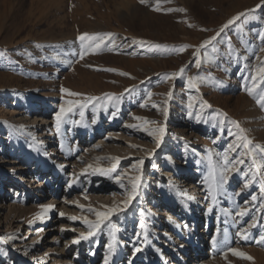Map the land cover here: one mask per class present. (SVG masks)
Masks as SVG:
<instances>
[{
	"label": "rangeland",
	"instance_id": "obj_1",
	"mask_svg": "<svg viewBox=\"0 0 264 264\" xmlns=\"http://www.w3.org/2000/svg\"><path fill=\"white\" fill-rule=\"evenodd\" d=\"M241 13L246 15L220 31ZM88 28L91 35L112 33L113 37L83 59L79 39L78 46L64 43L63 47H30L44 39L55 41L72 34L78 38ZM218 32L216 40L200 47ZM133 40L163 47L150 52L145 46L136 51ZM124 42L133 46L127 48L132 52L126 55L132 64L120 62ZM197 49L199 69L193 55ZM261 49L262 0H0V196L11 187L17 191L11 196L19 198L16 212L7 213L11 220L0 224V237H16L7 244L0 242V264L45 262L44 249L36 239L40 236L37 229L48 218H59L68 233L63 247L68 259L76 254L79 259L91 258L99 264H104L105 257L109 264H170L178 258L180 262L184 256H179L177 242L191 243L195 248V234L207 225L200 264H264V243L258 242L264 233V209L259 207L264 203V101L257 103L264 83L252 95L246 90L252 87L251 76L264 65ZM182 68V75L169 78ZM189 77H196V88L188 87ZM62 88L81 95H69ZM42 93L56 97H41ZM106 94H115L119 102L106 100ZM89 96L99 100L83 109L73 108L57 127L52 118L54 103L68 107L70 101L83 102ZM45 107L51 109L45 114L47 121H23L25 115H43ZM113 112L117 114L113 116ZM129 124L138 127L129 128ZM161 126L166 134L157 147L147 130ZM239 135L251 144L249 149L241 146L233 152L229 145H242ZM90 147L96 149L90 151ZM129 150L134 153L123 155ZM226 152L230 160L240 158L245 162L237 165L240 171L232 173L213 204L211 175L219 176ZM145 154L144 164L135 169L133 165ZM111 157L120 158L116 173L93 172L97 167L110 168L114 163ZM19 159L25 168L43 173L47 181L38 186L33 179L20 190V184L29 177L22 174L23 179H14L17 170L12 162ZM88 165L92 168L84 172ZM244 171L249 172L248 177ZM253 173L255 181L241 192ZM117 174H122L121 180L129 190V181L142 176L138 197L125 212L105 221L95 236L73 244L89 229L82 219L72 221L68 217L87 216L95 221L88 207L106 212L122 206L127 199L128 193L117 185ZM73 178L77 183L69 188ZM102 185L117 188L113 190L115 201L110 198V188L97 192ZM190 185L197 194L192 193ZM49 186H59L61 193L66 192V201L72 204L69 209L76 214L59 216L62 211L48 202ZM238 192L240 195H236ZM40 193H44V199L37 197ZM100 195H106L109 201H103ZM253 195L256 201L251 200ZM189 196L194 199L189 200ZM78 204L85 208L80 209ZM168 204L174 214L181 211L186 215L183 224L164 220L163 209L172 211ZM48 205L55 207L44 212L42 206ZM209 207L212 212L207 211ZM241 207L249 209L244 217L236 215ZM5 211L3 207V215ZM254 217L255 226L249 227ZM241 229L247 230L248 239L238 235ZM110 243L114 244L111 254L107 247ZM137 247L139 252L135 251ZM194 248L187 251L189 257L200 253ZM230 249L245 255H235Z\"/></svg>",
	"mask_w": 264,
	"mask_h": 264
},
{
	"label": "snow or ice",
	"instance_id": "obj_2",
	"mask_svg": "<svg viewBox=\"0 0 264 264\" xmlns=\"http://www.w3.org/2000/svg\"><path fill=\"white\" fill-rule=\"evenodd\" d=\"M141 2L143 3L144 0H141ZM262 2H264V0H262ZM257 7H260V5H257ZM252 11V10H249ZM246 15V13H241L238 14L237 17H234L233 19L229 20L227 22V24H225L222 28H221V32L224 30V28H227L228 25L234 23L235 20H238L240 18V16ZM220 33L218 32L216 34V36L211 37L209 40L204 41L200 47L204 48L206 45L211 44L212 41L216 40L217 36H219ZM113 34L112 33H105V34H96V35H89L87 33L81 34L78 39L83 43V50L80 53V58L83 59L85 55H87L89 52H95L97 49H100L102 45H105V40L106 39H112ZM115 43V41L113 40V44ZM133 44H139L141 47H147L148 51H155V50H159L161 49L163 46L159 45V44H151L148 43L146 44L145 41L143 40H133L132 41ZM111 50V49H110ZM184 50V48L182 47L180 49V51L182 52ZM261 51H264V49H261ZM198 52L199 49H197L196 52L193 53L194 56H196L197 58L195 59V66L199 69L201 66V61L198 57ZM185 69L182 68L179 70V72L177 73H173L171 74V76L169 78H175L176 76L182 75L184 73ZM123 74V73H122ZM251 81L252 83V87L247 88V92L249 95L253 94L254 89H256L259 84L264 83V65H262L261 67H259L255 74H253L251 76ZM196 80V77H189L188 78V87L189 88H196L197 85L194 83V81ZM62 92H68L67 89H61ZM129 91V90H126ZM69 95L72 96H79L81 94L79 93H74V92H68ZM149 97L151 96V93L148 94ZM169 98H171L172 96V92L168 93ZM106 100L108 101H115L116 103L119 102V97H117L115 94H106L105 96ZM99 100L98 97H86L84 99L83 102L80 101H70L69 102V106L67 108L65 107H61L59 112L56 114V122H57V127H59L60 123L62 122V119L64 117V115L66 113L72 112L73 108L75 107H80L81 109H83L84 107H86L88 104L92 103L93 101H97ZM261 101H264V87H262L260 89V98L257 100V103H261ZM205 104H207V102H204ZM144 104H141V107H144ZM190 108L192 107L191 104L188 105ZM210 107V105H208ZM262 107H264V104L261 105ZM155 107V105H154ZM117 113L113 112L112 115L115 116ZM165 115H167V110L165 109ZM80 116L83 117L84 116V112L81 111L80 112ZM136 119H140V118H136ZM95 122V121H93ZM75 123H79V121H75ZM155 123V122H152ZM236 123V127L239 128V124L238 122H234ZM127 127L129 128H136L138 127L137 125L134 124H129L127 125ZM144 130V129H142ZM241 132H243V130H241ZM147 134L149 136H152L157 143V147H159V144L162 140V138L164 137V135L166 134V129L164 126H161L159 128L156 129H152V130H147ZM238 140L242 141V145L241 144H235V145H229V149L231 151H236L237 148L239 147H243L244 149H249V145L251 144V141L247 139V137L243 136V135H239L237 136ZM245 153H241V155H244ZM250 154V153H248ZM110 159H112L114 161V163H112L110 168H93V172H99L101 174L104 175H108L111 173H116L117 172V166L120 162V158L119 157H111ZM223 164L220 167V172H219V176L217 177L215 174L211 175V179H212V183L209 185V192L212 195V201L213 204L216 201V193L219 191H222L224 189V186L227 185L229 183V180L231 178L232 173L234 172H238L240 171L239 168H237V165H241L244 164V160L240 159V158H235L233 160H230L228 157L227 152L223 155ZM144 164V160L140 159L137 161L136 165H133V167L137 170H139V166H142ZM155 167V165H154ZM88 168H92V165H88L87 168L84 169V172H87ZM83 174V173H81ZM121 175L122 174H117L115 177L116 182L120 185L121 189H124L128 195H127V199L125 201L122 202V206H114L109 208L106 212H101V211H96L94 208L92 207H88L87 211L90 213H94L96 216V220H90L88 219L87 216L80 218L77 216H70L68 217V219L72 220V221H77L78 219H82V223L87 226V228L89 229V231H87L86 233H80L79 238L78 239H74L72 241L73 244H79L82 240L83 241H88L90 237L95 236L96 232L99 231L102 227V225H104L105 221L110 220V218L114 215V214H118V213H122L125 212L131 202L136 199L139 195V189L141 187L142 184V176L137 175L134 178H132L129 183L131 184V188L130 190L126 188V185L122 182L121 180ZM243 175L245 177L249 176V172L248 171H244ZM256 176L253 173L251 179H249L246 183L243 184V187L241 188V192H243L245 189H248L249 186L253 183V181H255ZM77 183V179L73 178L69 184L68 187L71 188L73 184ZM236 195H240V193H236ZM261 195L264 196V181L261 182ZM189 200H193V197H188ZM252 201H256L257 200V196L253 195L251 197ZM44 212H49L50 210H52L55 206L54 205H48V206H42ZM77 207H79L80 209H84L85 205L82 204H78ZM260 209H264V203L260 204ZM212 207H209L207 209L208 212H212ZM141 214H143V209L140 210ZM249 212V209L247 207H241L239 208V210L236 212V215L239 217H244L245 215H247ZM59 216L64 217L65 213L60 212ZM143 227V225H141ZM255 226V217L253 218V224L249 225V227H253ZM73 231H75V229H72ZM109 234H112V230H110ZM238 235H240L243 239H248L249 238V234L247 232L246 229H241L238 232ZM16 239V237L13 236H9L7 238L5 237H0V242H3L5 244H7L10 240H14ZM145 239L147 240V233H145ZM260 243H264V233H261L260 235V239L259 241ZM213 243H215V237H213ZM108 250H109V254H111L114 251V244L110 243L108 244ZM141 249L140 248H135L136 252H139ZM230 251L233 252V254L235 255H239L241 257H243L245 254L242 252H237L236 249H230ZM248 259H251V257H247ZM104 264H109L108 259H105Z\"/></svg>",
	"mask_w": 264,
	"mask_h": 264
},
{
	"label": "bare ground",
	"instance_id": "obj_3",
	"mask_svg": "<svg viewBox=\"0 0 264 264\" xmlns=\"http://www.w3.org/2000/svg\"><path fill=\"white\" fill-rule=\"evenodd\" d=\"M83 33H87L89 35L92 34L91 29H89V28L88 29H84L83 30ZM44 41H45V39H44ZM44 41H42L40 43H37L35 45H31L30 47L31 48H34V47H47V48L49 47V48H51V46H53V45H60V47H63V44L64 43H66L68 45H72V46H78L79 45L78 38L76 37V35H73V34L70 35V36H68L67 38L56 39L55 41H53V40L52 41H45V42ZM134 45H136V49H135L136 51H140V50L143 49L139 44H134ZM132 47L133 46L129 45L127 42H124L123 45H122V47L120 48V50H122V53H121V56H120L121 57L120 58V62L121 63H124V65H126V64H132V61L128 60V58L126 57V55L128 53L132 52V51L128 50L127 48H132ZM125 49H127L128 51H126ZM123 50H125V51H123ZM124 68H125V66H124ZM40 96L41 97H49V98L56 97L54 95H49V94H46V93H42V94H40ZM61 107L67 108V105L66 104L56 105L55 103L53 104V109H55V112L52 113L53 120L56 121V119H55L56 114L59 112V110H60ZM49 111H51V109L45 107L43 109V115L37 116L35 114V116L33 118L32 117L28 118V115H25L22 119H23L24 122H28L29 124H35L37 122L38 118H39L38 121H41L42 122V121H45L46 120L45 114L47 112H49ZM51 138H53L52 135L50 136L49 139H51ZM50 143H53V142H50ZM92 148H93V146H92ZM92 148L90 147L89 150L90 151H92V150L94 151L96 149V148L95 149H92ZM52 150L54 151V148ZM131 150H129L127 152L125 151V153L123 155H130L131 153H134ZM122 153H123V151H122ZM135 153H137V152H135ZM145 157H146V154L144 156H142V159L144 160V162H145ZM12 163H15V165H13L12 168H14V170H17V172H14V179H18V180L23 179V177H21L22 174H24V177H29V179H27V180H24V181L22 180L23 182L19 186V189L20 190L21 189H24L25 186L31 184L33 179H34V182L38 186H40V183H42L43 180L47 181L46 176L43 175V173L38 175V174H36V172L33 171V169H27V168H25L21 164L20 159L18 161L13 160ZM87 179H89V178L87 177ZM2 182H4L3 181V178H2ZM14 182H16L15 184L17 185L18 182L16 180H14ZM177 182H179V181H177ZM187 184H191V183L190 182H187ZM117 185H119V184L117 183ZM107 188H110L111 189L109 195L111 196L110 197L111 200H113L116 197V195H117L113 190H116L117 188H113V187L107 186V185H102L101 187L97 188L96 190H97V192L102 193ZM189 188L190 189L191 188L193 189V186L190 185ZM49 189L50 190L47 191L48 197H50V199L48 201L49 203L55 204L57 206V208L60 211H62L63 213L72 212V213L76 214V211L74 212L72 209H69V208H71L70 206L72 204H71V202H67L66 201V197L67 196H66V192L64 190H63V193H61L62 190H61V188H59V186H54V187L49 186ZM118 189H120V188L118 187ZM183 191H186V190H183ZM16 192L17 191H15V189H11V187H9L7 189L6 194L4 193L2 196H0V224L1 223H7L8 220H11V219H8L9 217H8L7 213H10L11 211L17 210L16 209V205H17L16 202H17V200L19 198L18 199H15V197L11 196V193H16ZM192 193L193 194H197V190L194 188L192 190ZM43 194L44 193H40V195L39 196L37 195V197H40L41 199H44L43 198ZM100 198H103V201H107V200L109 201V199L107 198L106 195L105 196H103V195L101 196L100 195ZM113 201H115V200H113ZM168 205H170V204H168ZM3 207H4V209H6V211H5L6 214H4V215L2 214ZM169 209H172V211L171 210L168 211L167 209H163V212L164 213L162 214V216H164L166 218V219H164L165 221H167V222L174 221L176 223V225H179V224L181 225V224H183L185 222V220H184L186 218V215L185 214L184 215H181V211H176V213L174 214L173 213V206H171V205H170V208ZM19 210H20V208H19ZM180 220H182V221L179 222ZM59 222H60V219L59 218H48V219H46L45 224L43 226H41L39 229H37V231H39L40 236L36 239V241L38 243H40V245L44 249V253H45L46 259H47L45 262H40V263H37V264H99V263L95 262L94 260H92L91 258H90V260L79 259L76 254L72 255V257H70L69 259L66 257V252H65V250H64L63 247H64V245L66 243L65 242V238H66V236H67L68 233H67L66 229L63 228L64 225L63 224H60ZM183 227L185 228V226H183ZM204 231L201 232V233L197 232L195 234V237H194V240L196 242V245H194V246H196L195 248L193 247V245H191V243L190 244H187V243L177 242V247L180 250L179 251V256L180 257L184 256V258L182 259V261L180 260V262H179V258H178V262H177V260H175V259L173 260L172 259V260H170L169 263L170 264H189V263H191V264H200L201 262H200L199 255H201V254L203 255L205 253L203 251V249H201V246H202V244L204 242L207 241V234H208L207 225H206ZM192 248H194L195 253L198 252V251H200V253L196 254L195 257H193V256H190L189 257V254H187V251L189 249L191 250ZM104 259H106V257ZM186 260L189 263H187ZM150 264H152V262Z\"/></svg>",
	"mask_w": 264,
	"mask_h": 264
}]
</instances>
